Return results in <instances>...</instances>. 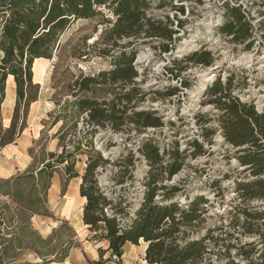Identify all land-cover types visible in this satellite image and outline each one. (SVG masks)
Masks as SVG:
<instances>
[{
	"label": "trees",
	"instance_id": "16d2710c",
	"mask_svg": "<svg viewBox=\"0 0 264 264\" xmlns=\"http://www.w3.org/2000/svg\"><path fill=\"white\" fill-rule=\"evenodd\" d=\"M202 1L196 0V3ZM240 1L223 2V21L218 31L231 44L250 50L254 27ZM174 2L158 0L156 9L168 6L183 16V6H173ZM150 8L149 0H0V109L8 76L13 78L15 87V102L7 128L3 127L0 115V151L14 144L26 129L29 108L38 99L39 85L33 80L34 62L52 60L62 34L75 21H93L95 32L100 29L96 41L86 46L78 59L93 55L110 60L111 66L110 70L80 74L66 86L72 101L64 104V113H58L51 123L53 128L59 122L74 118L68 133L62 126L54 135L60 151L44 154L35 170L0 181L11 188L22 182L29 183L32 192L41 183L42 197L24 201L23 190L3 195L16 203L28 219L33 215L48 217L47 192L55 169L63 168L61 193L68 181L80 179L79 196L85 201L81 220L91 234L87 241L107 242L105 250L97 249V261L90 264H104L112 256L120 260L126 243L138 246L140 241L145 244L147 264H264V113L252 101L240 99L245 85L235 81L233 74L224 80L217 77L205 89L204 95L208 97L205 104L216 115L214 119L198 117L202 142L189 141L184 150L174 142L171 148L160 151L151 138L139 141L136 149L147 170L136 201L131 202L127 193L135 179L134 156L120 154L111 161L105 155L114 143L109 138L102 141L98 136L101 130L133 129L141 134L164 124L156 112L138 110L146 96L136 82L140 75L133 62L139 45L158 42L153 48L159 55L171 53L182 22L175 21L176 30H173L168 16L164 20L149 17ZM184 62L209 68L215 58L211 52L199 50L188 55ZM184 69L178 68L174 77ZM181 85L188 86L183 81ZM177 92L172 88L163 94L154 93L172 97ZM77 119L85 127L81 132L77 131ZM212 124L217 126L223 144L231 148L228 159H234L242 168L241 176L234 178L235 199L228 201L229 208L222 213L213 212L224 197L218 182L209 183L194 194L183 180H175L188 161L206 153L204 145L210 144L216 133L211 129ZM79 155L85 157L81 171L76 169ZM110 164L115 166V172L109 178L110 185L104 188L99 176ZM62 229L68 236L61 247ZM22 231L21 228L19 233ZM38 240L44 246L43 252L30 249L33 243L27 249L40 260L34 264L63 263L72 249L80 248L75 232L66 222L46 239ZM20 242L18 237L13 239L17 247ZM8 248L1 247L2 255L7 254ZM107 252L111 254L109 260L103 259Z\"/></svg>",
	"mask_w": 264,
	"mask_h": 264
},
{
	"label": "rangeland",
	"instance_id": "374dc122",
	"mask_svg": "<svg viewBox=\"0 0 264 264\" xmlns=\"http://www.w3.org/2000/svg\"><path fill=\"white\" fill-rule=\"evenodd\" d=\"M151 4L147 15L156 20H164L166 16L172 22L171 29H175V21L182 22V28L175 35L177 41L174 49L167 55H159L158 50L153 47L158 42L148 45H139L134 67L140 77L136 80L146 100L138 107V110L154 111L161 117L163 126L159 129H148L141 134H137L133 129H124L113 132L111 129L101 130L99 137L112 139L113 145L105 152L111 161H115L120 154L131 153L134 156L135 179L127 191L131 202L136 201L140 196L142 179L145 176L147 166L137 152V146L141 139L151 138L155 141L160 151L171 148L174 142L178 143L179 149L184 150L189 141H203L200 127L197 125L199 116L214 119L216 111L211 106L205 104L208 97L204 95L206 87L217 77L226 78L233 74L235 81L241 82L244 86L243 92L239 95L242 101H252L258 111L264 113V0H241L240 4L248 13L254 27V43L250 50H243L241 46L231 44L228 39L219 34V27L223 21V2L227 0H204L201 4L196 0H175L173 6H183L184 15L177 10L165 7L156 9L158 0H149ZM96 23L89 20L75 21L61 36L60 44L53 55L52 60H38L34 64L33 80L39 85L37 102L30 109V132L35 141L30 150L31 167L27 170L38 168L46 153H58L57 139L54 135L63 126L66 132L74 121L73 119L59 122L53 128L51 123L58 113H64V104L72 101L68 95L66 86L71 81L81 75L96 73L100 70H110L109 61L95 58L90 55L87 59H78L86 46L91 45L98 38L96 33ZM199 50H206L213 54L215 62L209 68L190 65L184 62L191 53ZM174 62H180L179 65ZM185 67L180 75L175 78L178 68ZM170 71H173L171 74ZM186 83L183 87L181 82ZM176 89L178 92L172 97L159 96L155 91L163 94L168 89ZM157 100L152 101L151 99ZM14 104V101H13ZM12 104V107H13ZM77 131L81 132L85 127L77 119ZM170 124H173L172 126ZM216 131L211 137V143L205 144L206 153L198 159L188 161L175 180H183L185 185L194 194H198L200 189L212 182H218L223 190V202L216 204L214 213H222L228 209V201L235 199L234 178L241 176L242 168L238 167L234 159L229 160L231 148L222 142L217 126L211 125ZM98 147L101 142L98 141ZM79 162L76 169L81 171L84 167L83 155L77 157ZM62 167L55 169L53 175L54 183L60 185L63 181ZM115 172V166L107 165L99 176V183L102 187L110 185L109 178ZM26 172L22 173L25 174ZM21 174V175H22ZM228 178H225L227 177ZM75 182L72 183L74 187ZM50 188L47 192V208L50 216L33 215L30 219L24 213H20L21 208L9 197L3 195L10 191L23 190V197L28 199L41 198L43 195L42 184L39 183L38 190L30 191L29 183L22 182L20 186L9 187L0 184V263L1 264H24L40 262L37 255L27 250L30 245L40 252L44 251V246L38 240L46 239L54 229L61 227L66 222L68 227L75 231L79 242V250L70 252V257L60 264H76L75 255L91 257L95 249L94 243L87 241L91 234L86 231L81 221L82 206L84 199L77 195H70L64 198L60 189ZM30 191V192H29ZM192 193V194H193ZM212 199V195H209ZM218 201H221L218 198ZM65 203V204H64ZM39 207V204L36 203ZM30 225L29 229L26 226ZM22 233H19L20 229ZM62 238L59 246L66 243L68 232L62 229ZM20 238V246L13 243L14 238ZM33 243V244H32ZM7 245V254L2 255L1 247ZM102 247V244L98 245ZM106 247V246H105ZM143 247L131 248L128 253L125 251L124 264H145L143 261ZM111 258V254H105V259ZM117 264V261L109 260ZM108 263V262H106Z\"/></svg>",
	"mask_w": 264,
	"mask_h": 264
},
{
	"label": "crops",
	"instance_id": "0c3cea01",
	"mask_svg": "<svg viewBox=\"0 0 264 264\" xmlns=\"http://www.w3.org/2000/svg\"><path fill=\"white\" fill-rule=\"evenodd\" d=\"M0 58H1V54H0ZM35 62H34V64H35ZM33 71H34V65H33ZM9 89L11 91L10 95L8 94ZM13 101L15 102V87H14V83H13V78L11 76H8L6 79V83H5V98H4V101H3L2 105H1V109H0L1 122H2V125L4 128H7L9 123H10V120L12 117V112H13V107H14ZM35 103H33L29 108V114L27 117L26 129L21 133L20 137L17 139V141L14 144L5 146L0 151V181H5V180H8L14 176H17V175H20L24 172H27V170L31 167L30 150H31L32 145L35 141H33L34 140L33 137H31V135L29 134V132H30L29 131L30 130L29 120H30V114H31L30 109L32 108V106ZM12 104H13V107H12ZM53 178L51 180V181H53L51 188L55 189V191L57 188H59L60 192H61V183H60V185H58L57 183H54ZM73 182H75L74 187H72ZM79 184H80V179H78V178L68 181L67 185L65 187V190L63 193H61V195L64 198H66V196H68V194H70V195H77L78 194V196H79ZM79 198L82 199L80 196H79ZM84 203H85V201H84ZM84 203H83V205H84ZM99 244H102V247H100V248H102L103 250L106 249L107 242L105 240H102L97 244L94 243V245H96L95 246L96 250H93V253L90 255L91 257H86V256L81 255V254L75 255V257H74L75 263L76 264H90L93 261H97V259H98L97 249L99 248V246H98ZM141 244L144 245L143 255H142L143 261H144L145 244L142 241H140L138 246H134L130 243H126L122 249V256H121L120 260L117 261V264H124V262H125L124 257L126 255L125 254L126 249L129 253L131 251V248L139 247ZM73 250L78 251L79 249L78 250L73 249ZM73 250H71V251H73ZM70 252H69V255H68L66 260H68V258L70 257ZM108 253H110V252H107L106 254H108ZM103 259H105V254L103 256ZM144 263L147 264L145 261H144ZM104 264H114V263H111L108 261V263H104Z\"/></svg>",
	"mask_w": 264,
	"mask_h": 264
},
{
	"label": "built area",
	"instance_id": "2783aa9c",
	"mask_svg": "<svg viewBox=\"0 0 264 264\" xmlns=\"http://www.w3.org/2000/svg\"><path fill=\"white\" fill-rule=\"evenodd\" d=\"M133 64H134V63H133ZM112 260H114V261H118L117 257H115V256H112Z\"/></svg>",
	"mask_w": 264,
	"mask_h": 264
},
{
	"label": "bare ground",
	"instance_id": "6f19581e",
	"mask_svg": "<svg viewBox=\"0 0 264 264\" xmlns=\"http://www.w3.org/2000/svg\"><path fill=\"white\" fill-rule=\"evenodd\" d=\"M8 94L10 95L11 94V91H10V89L8 90ZM6 115V114H5Z\"/></svg>",
	"mask_w": 264,
	"mask_h": 264
}]
</instances>
